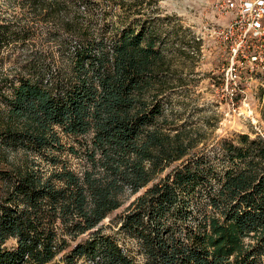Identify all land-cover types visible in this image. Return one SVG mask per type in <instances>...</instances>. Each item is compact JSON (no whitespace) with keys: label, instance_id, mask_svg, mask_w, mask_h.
<instances>
[{"label":"trees","instance_id":"16d2710c","mask_svg":"<svg viewBox=\"0 0 264 264\" xmlns=\"http://www.w3.org/2000/svg\"><path fill=\"white\" fill-rule=\"evenodd\" d=\"M161 1L3 0L0 264H264V136L164 108Z\"/></svg>","mask_w":264,"mask_h":264},{"label":"rangeland","instance_id":"374dc122","mask_svg":"<svg viewBox=\"0 0 264 264\" xmlns=\"http://www.w3.org/2000/svg\"><path fill=\"white\" fill-rule=\"evenodd\" d=\"M213 0H162V15H170L180 35L196 36L199 49H194L193 57L185 59L180 51L167 53L171 70L167 78H173V89L166 84L163 98L164 108L172 109V115L179 116V123L203 128L207 144L222 137H232L235 133H249L252 137L264 136V68L246 69L234 95L223 84V70L230 58L227 44L219 30L229 20L212 7ZM3 0H0V8ZM169 23V22H168ZM169 23V24H172ZM183 38L168 41V48L182 49ZM187 39V38H186ZM182 78V81L175 79ZM63 142H72L62 135ZM65 158V157H64ZM134 197H131L133 199ZM122 208L114 211L103 222L111 224L122 213ZM107 232L110 231L108 227ZM15 240L10 239L8 245ZM58 255L49 264H65ZM86 264V263H83Z\"/></svg>","mask_w":264,"mask_h":264},{"label":"built area","instance_id":"2783aa9c","mask_svg":"<svg viewBox=\"0 0 264 264\" xmlns=\"http://www.w3.org/2000/svg\"><path fill=\"white\" fill-rule=\"evenodd\" d=\"M212 7L229 17L219 34L230 54L223 84L234 95L244 70L264 68V0H213Z\"/></svg>","mask_w":264,"mask_h":264}]
</instances>
